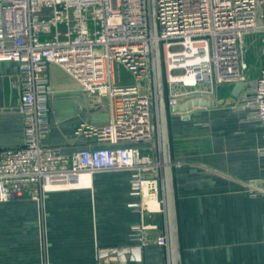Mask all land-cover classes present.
<instances>
[{
    "label": "built area",
    "instance_id": "obj_1",
    "mask_svg": "<svg viewBox=\"0 0 264 264\" xmlns=\"http://www.w3.org/2000/svg\"><path fill=\"white\" fill-rule=\"evenodd\" d=\"M0 0V63L19 66V100L24 143L0 150V203L28 192L39 203L47 192L82 187L84 175L130 171L127 206L140 216L131 228L132 248H97L96 264H148L143 249L149 232L164 249L160 264H171L156 79L159 42L168 107L198 94L213 96L219 87L245 83L234 108L246 112L264 136V47L260 72L246 75V39L264 34V0ZM58 66L89 95L95 107L106 103L104 125L81 123L75 136L96 147L64 154L49 146L51 124L49 68ZM122 66L134 82L118 80ZM146 80V84L141 82ZM153 114L156 130L152 131ZM156 141L155 159L131 144ZM155 173V174H154ZM259 199L264 215V177L245 184ZM164 217L159 226L149 222Z\"/></svg>",
    "mask_w": 264,
    "mask_h": 264
},
{
    "label": "crops",
    "instance_id": "obj_2",
    "mask_svg": "<svg viewBox=\"0 0 264 264\" xmlns=\"http://www.w3.org/2000/svg\"><path fill=\"white\" fill-rule=\"evenodd\" d=\"M259 72L260 67L247 77L255 79ZM18 76L17 63H0V150L24 143L23 117L16 110ZM49 78L52 129L45 143L68 155L96 147L94 139L74 131L81 123L106 124V103L95 107L58 66H50ZM232 90L219 87L203 98L215 104L196 108L188 119L170 116L182 264H264L263 206L245 187L264 177V136L246 121V112L234 108ZM130 146L155 159L152 142ZM89 176L90 186L47 192L41 203L29 192L0 203V264H96L97 248H132L131 228L140 216L127 206L133 201L131 172ZM149 222L162 226L165 221L155 215ZM157 236L147 234L143 258L148 264L165 259Z\"/></svg>",
    "mask_w": 264,
    "mask_h": 264
},
{
    "label": "water",
    "instance_id": "obj_3",
    "mask_svg": "<svg viewBox=\"0 0 264 264\" xmlns=\"http://www.w3.org/2000/svg\"><path fill=\"white\" fill-rule=\"evenodd\" d=\"M153 17H154V32L158 36V26L156 21V0H152ZM155 58H156V79L158 90L159 104V125L161 133V168L164 177V193L166 205V222L168 226L170 258L171 264H182V251L180 240V227L177 209V195L174 178V163L172 159L171 136H170V116L182 114L185 119L189 118V114L196 108L211 107L215 103L201 98L198 94L184 103L168 107L166 97L165 75L163 69V60L160 43H155ZM245 83H236L232 90V97L238 99ZM156 120L153 114L152 131L156 130ZM154 156H157L158 146L154 140L152 143Z\"/></svg>",
    "mask_w": 264,
    "mask_h": 264
},
{
    "label": "rangeland",
    "instance_id": "obj_4",
    "mask_svg": "<svg viewBox=\"0 0 264 264\" xmlns=\"http://www.w3.org/2000/svg\"><path fill=\"white\" fill-rule=\"evenodd\" d=\"M247 41L249 42V46L245 54V62L247 64L246 75L252 76L260 67V53H261V49L264 46V35L263 34L249 35L247 37ZM116 76L118 80H123L127 83L134 82L131 75L122 66L119 65L116 66ZM141 84L145 85L146 80H143Z\"/></svg>",
    "mask_w": 264,
    "mask_h": 264
},
{
    "label": "bare ground",
    "instance_id": "obj_5",
    "mask_svg": "<svg viewBox=\"0 0 264 264\" xmlns=\"http://www.w3.org/2000/svg\"><path fill=\"white\" fill-rule=\"evenodd\" d=\"M91 184V176L84 175L81 179V185L83 186H90Z\"/></svg>",
    "mask_w": 264,
    "mask_h": 264
}]
</instances>
